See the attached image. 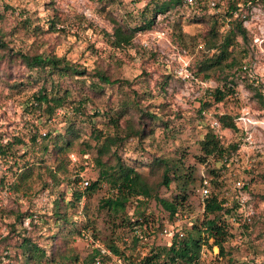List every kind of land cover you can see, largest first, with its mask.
Here are the masks:
<instances>
[{
    "label": "rangeland",
    "instance_id": "obj_1",
    "mask_svg": "<svg viewBox=\"0 0 264 264\" xmlns=\"http://www.w3.org/2000/svg\"><path fill=\"white\" fill-rule=\"evenodd\" d=\"M135 5L133 2L124 7L114 0H0V37L11 50L10 55L0 59V142L3 139L5 143L14 135H21L27 141L16 147L21 157L18 166L13 164L11 156L0 155V264H22L17 245L20 237L11 230L12 224L22 234L39 240L48 250L63 251L72 247L80 257L79 264H84L97 242L117 244L128 264H141L153 246L170 240L161 233L165 224L170 223L169 214L154 200L142 206V216L135 214L136 201L128 205L125 214L116 215L102 206L104 199L114 193L103 184L78 206L69 203L73 199L72 190L84 189V181L88 180L90 185L100 172L95 162L97 145L90 124L104 128L109 120L104 112L121 111L124 97L128 93L133 97L131 89L139 88L146 78H149L147 88L155 94L142 105L155 112L157 119L139 124L137 113L132 110L121 118L124 127L133 119L136 127L144 129L143 137L133 136L119 148L121 159L142 173L141 181L133 186L138 191L133 199L142 198L139 192L145 181L152 182L154 187L160 181L162 171L152 168L156 157L182 159L186 166H195L197 184L207 177L211 192L218 193L224 206L232 209V214L225 217L230 232L224 243L225 252L218 245L211 246V239L203 246L196 264H231L232 261L264 264V107L255 94L258 91L264 96V3H252L243 13L250 39L241 41L238 57L243 55L244 46L248 50L243 59L247 68L242 72L236 67L227 70L234 95L212 105L207 115L200 113V107L210 99L209 88L220 84L197 75L195 64L202 55V35L209 23L189 19L186 9L177 6L158 13L152 27L136 30L131 44L116 48L110 42L115 21H125L134 27L142 19ZM52 21L56 22V30L51 26ZM17 51L57 54L86 67L89 73L102 70L112 78L129 79L133 84L131 87L107 84L94 90L92 83L99 82L97 76L68 78L63 84L72 88V100L87 101L85 106L93 123L86 115L75 114L77 110L70 104L52 117L37 118L27 114L24 107L41 83L31 79L33 72L23 64ZM224 112L236 116L238 133L230 129L218 132L213 127L216 113ZM76 122L80 128H76V134L67 133L70 124ZM36 127L42 134L51 131L53 137L45 161L39 164L36 161L42 153L40 140L38 144L29 141ZM210 129L217 131L226 145L239 144L237 152H230L228 161L211 157L206 163H200L201 140ZM247 131L253 141L246 140ZM55 137L60 143L66 139L71 142L68 151L62 153L63 156L67 153L70 162L59 181L51 180L47 172V165L54 166L57 161L53 148ZM110 162L115 163L116 159L112 157ZM24 164L33 165L32 176L24 184L18 183V189L14 190L11 186L17 184V173L23 171ZM77 175L80 180L76 183L73 180ZM238 181L242 186L237 185ZM202 185L189 190L187 210L178 217L179 225L184 228L204 217ZM176 187L173 182L170 187L159 188V193L173 197L179 191ZM57 206L71 220L85 223L90 237L76 232L72 235L70 229L75 224L64 225L58 221ZM21 215L22 221L18 218ZM126 237L129 242L124 240ZM137 237L144 238L135 247L128 245Z\"/></svg>",
    "mask_w": 264,
    "mask_h": 264
},
{
    "label": "trees",
    "instance_id": "obj_2",
    "mask_svg": "<svg viewBox=\"0 0 264 264\" xmlns=\"http://www.w3.org/2000/svg\"><path fill=\"white\" fill-rule=\"evenodd\" d=\"M114 1L124 7L132 5L133 2L136 5L141 2V0H131L130 4L126 5L125 0ZM257 1L264 3V0H216V5L211 7L209 0H198L195 4H187L185 0H148L145 7L138 8L139 12L137 10V14L142 17L137 26L130 27L125 21L123 23L115 21L113 39L110 42L116 48L131 44L136 30L152 27L154 18L158 13H165L177 6L186 9L189 19L209 23L207 32L202 35L204 45L201 51L202 55L195 64V72L197 75H203L207 79L217 80L220 85L209 88L210 99L204 101L200 107V113L206 114L212 105L224 102L235 93L234 87L229 85V82L233 84V81L230 79L227 73L229 71L227 70L236 67L237 70L242 72L246 66L243 63V59L246 58L248 50L244 46L241 48L243 55L241 58L238 57V46L241 45V41L248 42L250 39V33L244 25L243 13L247 6ZM27 25L25 24V26ZM51 26L56 30V22L52 21ZM9 53H11V50L9 51L7 41L0 37V59L5 58V55H10ZM16 54L20 56L23 64L33 72L31 79H36L41 83L39 88L27 100L24 107L27 114L37 118L40 116L52 117L57 111L67 108L68 104H70L73 106L74 111L77 110L75 114L86 115L89 118V122L93 123L92 116L87 113L85 106L87 101L80 100L75 102L72 100V88L63 84L68 78H78L86 75L97 76L99 82L92 83L94 90L102 89L101 86L107 84H126L130 87L133 84L129 79L112 78L102 70L95 71L93 74L89 73L86 67H82L57 54L26 53L23 51H17ZM135 80L136 84L140 82L139 77ZM143 81L144 83L139 88L131 89L133 97L129 96V93L128 96L124 97L121 111H112L111 109L104 112L106 117L109 118L104 128L99 129L95 124H90L97 145L95 162L100 172L98 178L90 185L84 186V189L74 188L72 190L73 199L69 203L72 206H78L84 197H90L103 184H106L114 193L104 199L103 208H108L116 215L125 214L128 205L136 201L135 214L142 216L144 215V211L141 209L142 206L154 200L162 210L169 214L168 221L175 223L177 218L187 210L185 208L191 187L194 189L198 186L201 187L203 184L202 178L200 185L197 184L195 166H186L182 159L156 157L152 163V168L162 171L160 181L156 187L153 186L152 182L145 181L139 192L142 198L133 199L138 194V191L133 186L141 181L142 173L135 166L122 160L119 155V148L127 139L133 136L143 137L144 135L143 127H136L133 119H129L125 123L126 126H123L121 118L125 113L129 110L136 112L140 120L139 124H144V122L151 121V119L155 121L158 117L155 112L142 105L143 101L150 100L155 94L154 91L147 88L149 87L147 86L149 78ZM251 87L254 88L253 84ZM255 94L264 107L263 94L258 91H255ZM97 114H100V111ZM215 117L220 124L218 132L230 129L238 133L239 127L236 123V116L224 112L216 113ZM83 121L84 119H81V122ZM77 124V122L71 123L67 133L76 134V128H79ZM45 126L46 124L43 125V128H46ZM218 132L210 129L201 140L202 154L199 156L200 163H206L211 157L226 162L224 159L226 156L230 159L231 151H238V143L226 145L218 135ZM52 138L51 131L42 134L37 127L29 137L31 143L38 144L40 140L39 150L42 153L36 164L45 161L44 156L50 150ZM26 143V139L21 135H14L13 138L5 143L2 139L0 142L1 157L8 158L11 156V160H14L13 164L18 166L19 158L21 157L18 156L16 147ZM70 144V139L60 143L59 139L55 137L53 141L57 161L54 166L47 165V172L53 181H59L60 174L66 173L68 169L70 160L66 158L67 153L64 156L62 153L68 151ZM112 157L116 159L115 163L110 162ZM32 166H29V164L22 166L24 169L17 173V184H13L11 186L12 189L17 190L18 183L24 184L32 176ZM215 170L213 169L212 172H215ZM79 180V175H77L73 181L77 183ZM173 182L176 183V189L179 190L173 197H166L159 193V188L162 186L170 187ZM204 202V217L201 221L191 222L185 228L181 225L178 226L185 232V235L180 237L179 233H176L164 245L153 246L150 255L143 257L141 264H196L201 257L203 246L209 244L211 239L213 240L211 246L218 245L221 252L224 253V243L230 236L225 217L232 214V209L225 207L224 201L219 199L218 193L214 191L204 196ZM57 203L59 202L57 201ZM55 214L56 219L63 221L64 225L75 224L70 229L72 235L76 232L78 235L90 237L87 226L84 225L85 223L71 220L67 216L66 211H60L59 206H57ZM18 218L22 221L23 216L21 215ZM137 223L140 222L137 221ZM11 230L20 237L17 245L20 249L22 264H79L80 257L72 247L68 246L63 251L57 249L48 250L36 238L18 231L15 224L11 225ZM143 238H134L133 244L130 243V245L135 247ZM92 243L95 244L96 242L93 240ZM106 246L113 250L115 256L122 257L123 252L120 251V247L117 244L109 243ZM112 260V256L102 253L101 249L95 244L91 253L87 255L83 262L84 264H112ZM231 264L239 263L232 261Z\"/></svg>",
    "mask_w": 264,
    "mask_h": 264
},
{
    "label": "built area",
    "instance_id": "obj_3",
    "mask_svg": "<svg viewBox=\"0 0 264 264\" xmlns=\"http://www.w3.org/2000/svg\"><path fill=\"white\" fill-rule=\"evenodd\" d=\"M197 1L198 0H185V3L195 4ZM209 1H210L211 7H214L216 5V0H209ZM244 68H247V66H245ZM262 124H263L262 126L264 128V119L262 120ZM212 125H213V127H215L217 129L220 124H219V121L217 119H214V120H212ZM246 140L247 141H253L252 134H250L248 131H247V135H246ZM228 159H229L228 156H226L224 160L228 161ZM87 185H89L88 180L84 181V186H87ZM210 185H211V181L207 177L204 176L203 185H202V195L203 196H206V195L211 193V189L209 187ZM237 185L242 186V182L238 181ZM167 224H170V225H167ZM167 224L163 227V230L161 232L162 235H166L170 238L174 237L176 235V233H179L180 237H183L185 235V232L181 228L178 227V226H180L179 225V218L177 219V221H175V223H167ZM128 239H129L128 237L124 238L125 241L129 242ZM129 244L130 243H128V245ZM96 246L101 249L102 253L110 255L113 257L112 264H128L126 262L125 257L115 256L113 253V250L110 247H107L106 245L100 244V242H97ZM113 261H115V262H113Z\"/></svg>",
    "mask_w": 264,
    "mask_h": 264
},
{
    "label": "clouds",
    "instance_id": "obj_4",
    "mask_svg": "<svg viewBox=\"0 0 264 264\" xmlns=\"http://www.w3.org/2000/svg\"><path fill=\"white\" fill-rule=\"evenodd\" d=\"M131 0H125V4H130ZM148 3V0H141L138 5H135L136 8H143Z\"/></svg>",
    "mask_w": 264,
    "mask_h": 264
}]
</instances>
